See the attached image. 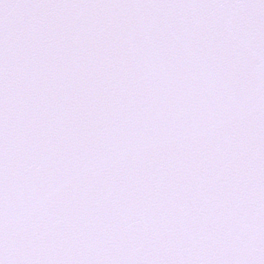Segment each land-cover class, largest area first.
Returning a JSON list of instances; mask_svg holds the SVG:
<instances>
[{
    "label": "snow or ice",
    "instance_id": "obj_1",
    "mask_svg": "<svg viewBox=\"0 0 264 264\" xmlns=\"http://www.w3.org/2000/svg\"><path fill=\"white\" fill-rule=\"evenodd\" d=\"M0 264H264V0H0Z\"/></svg>",
    "mask_w": 264,
    "mask_h": 264
}]
</instances>
